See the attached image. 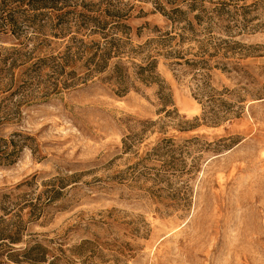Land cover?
Here are the masks:
<instances>
[{
    "label": "rangeland",
    "instance_id": "rangeland-1",
    "mask_svg": "<svg viewBox=\"0 0 264 264\" xmlns=\"http://www.w3.org/2000/svg\"><path fill=\"white\" fill-rule=\"evenodd\" d=\"M12 144L0 264H264V0H0Z\"/></svg>",
    "mask_w": 264,
    "mask_h": 264
},
{
    "label": "trees",
    "instance_id": "trees-1",
    "mask_svg": "<svg viewBox=\"0 0 264 264\" xmlns=\"http://www.w3.org/2000/svg\"><path fill=\"white\" fill-rule=\"evenodd\" d=\"M141 70H143V68H141ZM28 138L29 137H24L21 144L26 143ZM21 144L18 146L16 144H12L10 148L8 147V145H0V164L11 163L14 160L15 155L19 151V147H21Z\"/></svg>",
    "mask_w": 264,
    "mask_h": 264
}]
</instances>
